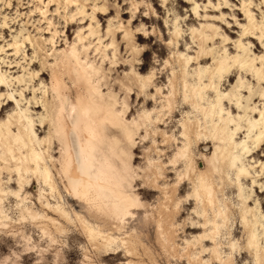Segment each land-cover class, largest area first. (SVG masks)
Returning <instances> with one entry per match:
<instances>
[{
  "label": "rangeland",
  "instance_id": "rangeland-1",
  "mask_svg": "<svg viewBox=\"0 0 264 264\" xmlns=\"http://www.w3.org/2000/svg\"><path fill=\"white\" fill-rule=\"evenodd\" d=\"M104 6L110 9L112 14L98 17L99 12H95V9ZM82 7H85L84 15L79 14ZM71 16H76V19L80 20L77 25L68 29V19ZM94 16L96 20L93 19ZM250 17L253 18L252 24L256 26L254 35L245 31L251 25ZM120 26L122 33L116 38L115 47L119 48L115 59V49L109 47L105 52V45L110 44L113 38L112 35L108 36V30L111 28L116 32ZM208 26L212 29H206L205 36L210 40L201 45V39H197L193 31L200 32ZM91 30L94 31V36L90 35ZM126 32L131 34L130 39H125ZM177 32L178 40L175 36ZM79 36L86 40L81 42ZM139 36H144V39L139 41ZM99 39L103 44L97 51ZM15 44L20 46L19 53H16ZM74 48L81 54L86 67H94L89 72L92 75L96 74L93 78L95 84L101 82L104 98L108 99L112 93L117 95L118 104L115 111L121 114L127 110L123 116L127 122L138 120L144 111V103L148 100L151 101L148 111L156 110L168 116L170 108L163 109L164 106L167 107L168 100L179 111L173 119L175 128L159 129V133L165 132L166 137L161 136L162 139L159 138L157 144L152 141L143 146L142 139L136 137L139 148L135 151V157L138 160L134 162L133 168L140 176L149 168L146 155L151 158L159 172H162L164 164L168 165V159L161 156V151L165 153L168 150L163 147L166 144L164 141L168 138L171 141L177 139L181 143L180 147H183L184 141L180 138L183 125L199 121L203 126L202 130L205 128L203 117H197L192 107L181 109L185 102L182 83L184 76L189 85L197 87L209 84L210 74L215 75L214 81L217 82L218 91H203L202 103L215 104L218 94L227 97L223 104L226 102L225 109L231 110L233 107L231 117L236 120L231 126L232 130L236 128L235 125L241 128L238 132L240 134L233 140L237 145L236 166L248 172V176L240 180L236 176L237 173H230L229 179L232 184L228 183V187L235 191L217 197V205L226 209V213L233 212L230 213V222L224 229L222 237H218V241L224 244L222 249L220 248L223 257L233 253L235 264H256L249 254L245 257L241 255L246 251L249 236L244 234L243 229L241 230L244 200L239 198V194L242 190L244 198L248 200L249 211H253L260 221L255 228V234L259 245L264 247V80L260 82L254 71L255 67L261 68L264 65V0H80L75 7H68L64 0H0V76L4 81L0 83V108H5V105L9 104L0 115V125L17 113H22L26 125H28L26 116L33 119L35 133L40 141H43L40 144L33 139L35 147L45 154L58 190L67 198L66 205L58 193L52 194L49 187H43L42 181L38 182L33 175H28L27 191L23 197H28V205L35 214L48 218L21 222V214L17 209L18 201L6 200L4 211L9 216L10 225L7 229H0V264H128L130 261L133 264H179L178 258L191 251L192 247L197 245L195 243L199 236L205 232L199 229L205 219L197 214L198 211H202V206L199 205L198 209L194 203L192 207H186L187 196L193 195L194 192L190 183L186 184L185 192L178 195L174 202H168L161 191L154 195L149 193L153 189L152 186L145 191L140 190L144 183L138 182L137 190H140L138 193L148 207L140 214L133 212L134 216H130L125 224L116 220L115 224H119L117 230L111 226L112 221L106 227L102 221L97 223L93 219L97 218L94 208L73 196L68 179L61 172L63 147L59 144L58 138L54 137L56 145H53L47 154L48 144L45 141L54 135L51 123H55L57 108L63 103L64 114L70 127L65 137L68 138L72 162L77 168L78 175L81 176L83 172L88 171L82 164L80 147L81 141L84 142L85 138L80 139L72 127L79 117L77 108L73 106L75 83L66 77L68 92L65 99L59 98L58 93L52 89V76L54 73L62 72L65 66L62 59L66 55L70 56ZM84 48H90L87 61ZM203 48L210 55L207 60L200 63L201 59H197ZM104 52L107 55L105 61ZM184 57L191 58L186 67L182 66ZM246 58L255 60L254 68L247 66L242 75L234 61ZM217 61H227L226 64L231 67L228 73L223 71L217 73L215 66ZM120 65L127 66L117 68ZM231 72L236 73L230 82ZM74 75L73 73V77ZM136 75L142 78L137 81ZM149 76H152L153 80L144 81ZM157 78L160 79L153 83ZM176 81L177 88L173 91L172 84ZM145 82L147 86L141 92L140 87H143ZM173 92L176 94L173 95ZM186 95L191 99L193 97L191 93ZM139 96H142L141 102ZM199 97L198 95L197 98ZM229 99L233 102H229ZM155 100L158 102L157 105L154 103ZM223 115L228 118L227 112ZM43 125H47L45 130L41 129ZM104 128L111 134L114 131L118 132L117 128L109 124ZM142 136H145V133ZM258 137L263 144L260 150L257 149ZM202 140L207 138L203 137ZM203 153L211 157V151H206L205 147L194 152L196 163L199 165L197 168L205 171L207 164ZM172 156L173 153L168 158ZM184 171L185 168H181L179 172L175 171L168 183L160 184V189L173 188L178 183L179 175ZM18 179L19 177H15L13 181H9V177H6L3 181L4 188L10 191L17 190ZM217 182L220 183L219 179ZM11 184L13 187H10ZM47 201L54 207L62 206L69 213H72L73 208L95 226L99 224L105 234L119 241L127 240L129 246L137 249L134 258L126 257L123 245L117 254H100L98 248L87 237L83 226L76 220L68 223L65 218L61 219L51 214L42 204V202L46 204ZM178 203L181 211L186 208L189 210L176 220L169 217L160 229L159 220L164 214H173ZM247 217L250 222L255 223L251 213H247ZM49 218L58 221L56 227L48 221ZM209 219L213 220L211 211ZM44 226L46 234L41 230ZM194 228L198 229L193 230ZM235 229H238L237 235L234 234ZM206 230L209 233L211 227L208 226ZM163 231L164 234L160 235ZM188 243L191 244L190 250ZM231 244L236 247L231 249ZM213 246L207 244L206 248L212 249ZM198 247L192 251L194 253L192 258L199 264L201 261L203 264L209 262L212 254L206 252L201 255ZM185 264H188L187 260Z\"/></svg>",
  "mask_w": 264,
  "mask_h": 264
},
{
  "label": "bare ground",
  "instance_id": "bare-ground-1",
  "mask_svg": "<svg viewBox=\"0 0 264 264\" xmlns=\"http://www.w3.org/2000/svg\"><path fill=\"white\" fill-rule=\"evenodd\" d=\"M64 1L67 3L68 7H75L80 2V0ZM197 9L198 6H196L195 11H197ZM95 12H99L98 17L99 15L106 16L112 14V11L105 6L95 9ZM85 13V7H82L79 14L84 15ZM119 14L120 12L118 15ZM93 19L96 20V17L94 16ZM79 20L80 18L76 19V16H71V18L68 19L67 28L69 29L70 27L77 25ZM252 22L253 18L250 17L251 25L245 31L254 35L256 26L253 25ZM121 28L122 27L120 26L119 30L116 32L111 30V28L108 30V36L112 35L113 38L110 44L105 45V52L109 47L110 49H115V59L119 48L115 47L117 44L116 38L122 33ZM206 29H212V27H204L200 32L193 31V35H195L197 39H201V45L210 40L208 36H205ZM93 34L94 31L91 30L90 35L94 36ZM130 35L129 32H126L125 39H130ZM175 36L176 40H178L179 32H177ZM142 39H144V36L138 37L139 41ZM79 40L83 42L86 38L79 36ZM102 44L103 42L99 39L97 51L100 50ZM14 46L16 48V53H19L20 46L18 44H15ZM89 49L90 48H84L86 54L85 61L89 58ZM105 52L103 56L104 61L107 58ZM209 55L210 54L207 50L203 48L198 54L197 60L201 59L200 63L204 62L208 59L207 57ZM62 60V63L65 64V66L63 67L62 72L54 73L52 76V89L54 92L58 93L59 98L65 99L68 92L66 77L75 83L76 90L73 106L77 108L79 117L72 127L77 131L80 139L82 137L85 138L84 142L81 141L80 147L83 156L82 164L88 168V171L83 172L81 176L78 175L76 172L77 168H75V165L72 162V155L68 149V138L65 137L70 127L67 124L66 116L64 114L63 103H60V106L57 108L55 123H51L54 127V135L50 136L45 143L48 144L46 150L47 154H49L52 146L56 145V142L53 141L54 137L58 138L59 144L63 147V161L60 163L61 172L68 179L69 188L71 189L73 196L79 200H84L88 205L94 208L97 212V218L93 219H95L97 223L102 221L104 227H106V225L110 224L112 221L111 226H114V229L117 230L119 229V224H115L116 220L125 224V221L130 216H134L133 212L140 214L141 212L146 211L148 206L146 207V204L143 203L138 191H145V189H149L150 186H152L153 189L149 193L154 195L161 191L164 194L166 201L174 202V199L178 195L185 192L186 184L190 183L193 186L194 192L193 195L189 194L187 196L185 201L186 207H192L194 203L198 206V209L200 207L199 205L202 206V211H198L197 214L205 219V222L199 228L205 230V232L203 235L199 236L197 243H195L197 245L192 247L191 251L181 255L179 258L177 257L180 260L179 264H185L186 260L188 261V264H199L192 258V255L194 254L192 251L197 250V246H199L198 249L201 250L199 254L203 255L206 252L212 254V259L205 264H235L233 253L227 257H223L220 248L222 249L224 244L221 241H218V237H222L224 229L227 228L230 222V213L232 214L233 212L229 211V213H226V209H222L220 205H217V197L220 195L226 196L228 192L235 191L232 187H228V183L232 184V181L229 179L230 173H237L236 176L238 180H240L241 178H246L248 172L244 168H238L236 166L237 157L235 155V150L237 149V145L233 143V140L234 137L240 134L238 132L241 128L240 126L235 125L236 128L232 130L231 126L233 123H236V120L231 117V110H234L233 107H231V110L228 108L225 109L226 102L225 105L223 104L224 99L227 97L218 94L215 104L205 105L202 103L204 100L203 91H218L217 82L214 81L215 75L213 73L210 74L209 84L205 86L199 85L197 87L189 85L184 76L182 83L185 90V102L181 109H189L192 107L195 113H197V117H203L205 128L202 130L203 126L200 125L199 121H197V123L192 122L183 125L181 127L182 136L180 137L181 140L184 141L183 147H180L181 143H179L177 139L171 141L168 138L164 141L166 144L163 145V147L168 150L165 153L164 151H161V156L168 159V165L164 164L165 167L162 168V172H159L156 168L157 166L152 163L151 158L146 155V160L149 161V168L147 171L143 172V176H140L139 174H136V171H134L133 168L134 162L138 160L135 157V151L139 148L137 147L136 140L138 139H136V137L139 136L142 139L141 142L143 143V146H147L152 141H155V144H157V141H159L158 139L161 138V136L166 137V133H159V129L161 127H165V129L175 128L176 124L173 119L178 115L179 111L175 109L173 103L171 104V101L169 100L167 101V107H163L165 110L170 108L168 116L166 114L162 115V112L160 113L156 110L148 111V108L151 105V101L148 100L145 101L143 106L144 111L139 115L138 120L136 119L129 123L123 119L127 110L123 111L121 114L115 111L118 104L117 95L112 93L109 95L108 99L104 98L100 85L101 82L99 81L95 84L93 78L96 74L92 75L89 72L93 70L94 67L85 66L84 60L81 58V54L76 48L72 50L70 56L66 55ZM190 61L191 58L184 57L182 60V66L186 67ZM226 63L227 61H217L215 64L217 73H221L222 71L228 73L231 67ZM254 63L255 60L249 58L244 60L235 59L234 61V64H237L238 72L242 75L245 73V68L247 66L250 65L251 69H253ZM112 64H114V62H112ZM126 66L127 65H120L117 68L121 69ZM254 71L260 82L264 80V65H262L261 68L255 67ZM73 73L75 74L74 77ZM235 73L236 72L229 73L230 82ZM152 76H154V74H152ZM152 76H149L144 81H152ZM141 78V76L136 75L137 81ZM220 78L222 79L221 74ZM159 79L160 78L155 79L153 83H156ZM2 82H4L3 77L0 76V83ZM241 84L243 83L241 82ZM146 86L147 84L145 82L144 86L140 87L141 92H143V89ZM176 88L177 81L172 84V90L174 91ZM129 91L132 90H128V92ZM188 93L193 95L192 99L186 95ZM175 94L176 93L173 92V95ZM198 95L200 96L199 99L197 98ZM10 98H12V96H10ZM138 98L141 102L142 96H139ZM229 102H233V100L229 99ZM238 102L240 103V101ZM154 103L157 105V100H155ZM5 106V108H7L9 104ZM5 108H0V115L4 113ZM224 112H227L228 118H225L226 116L223 115ZM26 120L28 125H26L22 113H17L16 115H12L7 122L0 125L1 230L9 228L10 225L8 221L9 216L4 211L6 200L9 201L15 199L18 201L17 209L21 214V222H26L28 219L38 221L39 219L43 220L48 218L35 214L32 208L28 205V197H23L24 193L27 191V184L29 182L28 175H33L38 182L42 181V183H44L43 187H49L52 194L58 193L67 205V198L63 197L60 193L61 191L58 190L57 182L53 179L54 176L50 165L48 164V159L43 152L35 147V142H33L34 139L40 144L43 143L35 133L34 121L31 117L27 116ZM107 124L111 127L117 128L118 132L114 131L112 134L109 133V131L104 128ZM46 127L47 125H43L41 129L45 130ZM15 130H17V132H14ZM143 133H145V136H142ZM203 137H206L207 140H202ZM260 137L256 140L258 150H260L259 148L263 145ZM203 147L206 148V151H211V157H207L208 154L206 153L202 154L205 163L207 164L205 171L197 168L199 165L196 163V156L194 154L196 150L202 149ZM171 153H173V156L168 158ZM49 158L51 159V156H49ZM181 168H185V171L179 175L178 183L171 189L168 187L160 189V184L168 183L170 177L175 174V171L179 172ZM6 177H9V181H13V178L19 177L17 190L10 191L4 188L3 181ZM217 179H219L220 183L217 182ZM140 181L144 183V187L137 190V183ZM237 183L240 185L239 181ZM10 187H13L12 184ZM66 189L67 191H70L68 188ZM239 198L244 200L242 202L243 214L241 218L243 226H241V230L243 229L244 234L249 236L245 247L246 251L242 252L241 255L245 257L249 254L251 258H254L256 264H264V247L259 245L258 238L255 234V228L260 224V221L257 220L256 214L253 211H249L250 207L248 206V200L247 198H244L242 190L240 191ZM42 204L46 206L47 210L49 209L51 214L58 216L61 219L65 218L68 223L75 220L78 221L83 226L84 232L89 240L94 243L96 248H98L97 250L100 254H117L121 245H123L126 251V257L134 258L133 256L136 254L135 251H137L136 247L129 246L127 240L121 239L119 241L117 238L105 234L99 224L98 226H95L87 217L83 216L81 212L72 208V213H69L62 206H52L49 201H47L46 204L42 202ZM176 206L173 214H164L159 220L158 226L160 229H162L164 221L169 217L176 220L177 218H181L186 210H189V208L185 207L186 210L181 211V208L179 209L180 203ZM226 208L228 207L226 206ZM210 211L213 215V220L209 219ZM247 213H251V216L255 218V223L250 222ZM100 217L102 219H100ZM48 221L55 225V227L58 224L56 219L49 218ZM208 226L211 227L209 233L206 232ZM197 229L198 228H194L193 230ZM41 230L46 234L47 231L45 226L41 228ZM163 234L164 231L160 235ZM234 234H238V229H235ZM207 244H212L214 246L212 249H209L206 248ZM188 245L190 250L191 244L188 243ZM235 247L236 245L231 244V249H234ZM128 264H133V262L130 261ZM200 264H203V261H201Z\"/></svg>",
  "mask_w": 264,
  "mask_h": 264
}]
</instances>
